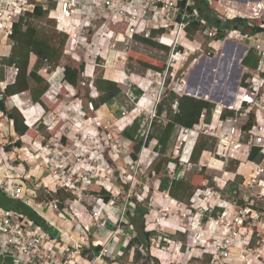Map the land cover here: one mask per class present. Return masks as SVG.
Returning a JSON list of instances; mask_svg holds the SVG:
<instances>
[{"label":"built area","instance_id":"1","mask_svg":"<svg viewBox=\"0 0 264 264\" xmlns=\"http://www.w3.org/2000/svg\"><path fill=\"white\" fill-rule=\"evenodd\" d=\"M33 1L37 3L42 2V0ZM52 1L56 3L54 18L57 24V31L70 35L72 44L74 42L76 43L80 39L78 30L81 28V18L78 12L81 11L82 5L74 3L72 0ZM179 1L180 0H89L91 8L93 7L96 8V11L100 10L104 12L99 18L102 24V31L100 32L101 38L105 35L104 33H107L113 28L125 27V53L131 50L130 47L134 43L133 40L135 36L149 39L153 31L164 32L170 36V50L166 60L167 67L161 74L163 78L162 88H164L167 80H170V77H175L174 69L179 64L182 63L186 65L188 62L189 55L185 51L183 43L179 41L180 35L188 22L192 20L199 21L205 27L209 39L214 41L218 36L221 37L220 44H222V46H225L230 40L240 39L238 30L226 32L202 20L194 10L196 0H182L184 3L182 6L179 5ZM45 2L48 3L49 0H45ZM209 2L211 3V1ZM48 5H44L45 9L48 8ZM218 5L217 9L221 7L220 0ZM33 9L34 4H29L28 0H0V42L2 39L8 38L13 30L14 24L17 23L25 13H31ZM218 12H220L219 14H223L220 15L223 22L230 19H242L248 22L261 21L264 19V3H247L242 10L227 7L224 12L219 10ZM178 18L180 19L177 20ZM239 31L242 30L239 29ZM117 36L114 33L113 40H117ZM156 40L160 44L165 43V38L163 37L158 36ZM98 48V42L87 44L83 57V61L86 64L93 63L95 66H107L111 62L112 57L119 60L123 56V50L117 52L108 48L107 55L110 59L105 60L108 64H99L98 56L95 53ZM256 53L261 58L260 64L256 69V75H252V77L244 75L241 81V86L251 93L252 96L237 101L247 104V108L241 107L237 115H239V117H247L249 123L251 117L250 112L253 111L255 124L250 129L243 130L242 127L238 128L235 125L236 119L234 118L236 117H230L221 124L220 128H213L211 124L205 121V116L202 115L200 124L195 125L191 129H181V132L186 138L193 133H197L205 135L208 138L217 139L220 142L219 145L225 148L224 153L219 152V157L225 161L229 158L228 155L237 153L236 147L239 146V142L236 136L239 134L242 135V139L245 141V144L240 147V149H246L245 152L243 151V154L249 156L254 147L261 148L264 152V114L262 112L264 109V49L260 41H257ZM207 56L210 57L211 54L209 53ZM196 61L197 59L194 58L192 61L194 62L193 65ZM190 69L186 70V72L190 71ZM14 71L13 82L17 74V70L14 69ZM186 72H183V77L179 79L180 82L178 85L176 84L177 87L175 86L180 90L181 95H184L182 92L187 89V84L184 80ZM92 86L94 87V85ZM91 95L93 99L99 96L98 91L97 94L95 93V96L93 94ZM16 97L17 96L12 97L13 102ZM236 103L226 106L222 105V107H226L225 110L232 112L235 111ZM15 107L19 108L18 104L15 103ZM174 109L176 110L177 106H175ZM151 117L150 128L152 127L153 120L156 118V112H154ZM149 134L148 132L146 135L141 136L144 138L145 143ZM54 138L55 136L43 138V141L39 144L41 147L45 148V155L52 152L50 154V156H52L53 152L56 151L51 147ZM6 145L7 144H2L0 142V146L5 147ZM182 146H184L183 141L180 142V149H182ZM145 149L146 147L143 146L139 154L140 160ZM216 155L218 156V152ZM17 161L18 158L15 153L8 154L0 150V193L12 200L20 201L23 205L32 209L43 224L36 225L31 219L0 207V229L3 234L0 243V257L4 261V264H78L79 261L82 264H100L104 262L106 258H110L111 253L109 248L111 244H109V242L104 245L100 244L99 247H101V249L98 254H94L91 257H84L82 241L84 237H89V235L92 236V234L84 229L82 234H80V240H77L49 220L40 209L35 206L34 202L37 200L38 196L37 186L32 183V175L31 173L26 174L24 167L22 174L20 173V170H18L15 165ZM91 161L88 162L79 157L74 163V168L79 169L74 173L66 171L68 167L64 170L56 168L53 174L56 180V190L50 191V189L44 185L46 197L44 202H40V207L42 208L46 202H50L52 203L53 211L61 215L64 210L71 212L72 204H78L79 207H77L79 210L74 213L72 220H70L71 224L79 229L81 227L79 220L80 214L85 213L91 220L88 226L94 227L95 232H101L107 230L105 220L108 225H110L109 215L106 213L107 216H105V218L103 217L101 211L99 212L98 209L95 208L98 205L97 202L92 209L89 207H82V205L78 203L81 198L78 193L87 191L92 192L93 186L96 184L92 176L96 168ZM202 166L204 169L208 167V164L204 163ZM254 173L255 179L253 185H256L255 187L253 186L255 190L254 200L250 201L249 197L245 198L244 205H233L230 200H222L219 198L217 203H208L207 207L202 209H194L193 206H191V211L194 209L199 215L197 221L198 225L205 224L204 227L211 233V237L216 239L214 242L210 240L209 242L207 241L205 245L194 241L191 250L192 253L194 250H196V252L198 251L199 256L194 255L192 258L203 261L201 258L204 259L206 255H210L211 259L208 264H230L232 261L231 251L239 241V244L244 246V262L249 259L246 253H252L255 255L254 260L258 263H264V204L259 205V202H264V159L258 164ZM67 175H70L71 178H68ZM27 182H30V185ZM58 190L72 195L73 198L65 202H60L57 198L50 201V198ZM110 194L112 205L109 207V211L114 208V204L118 200V196L115 195V193L110 192ZM202 196L206 197V193L203 189H198L194 194V197L197 199H203ZM178 203L184 206V203ZM61 206H64V208H61ZM232 208L238 209L237 211L235 210V216L230 219ZM216 209L221 210L217 217L214 216ZM118 221L120 222L119 226H122L124 221L123 217L119 218ZM53 231L56 233L55 235ZM187 231H185V233H187ZM60 238H62L64 242H62ZM254 238L256 240L253 244L252 241ZM61 243L64 244V250L62 252L58 250V246ZM49 245L51 247H49ZM94 246L98 247V245ZM180 247H182L181 241L179 242V248Z\"/></svg>","mask_w":264,"mask_h":264},{"label":"rangeland","instance_id":"2","mask_svg":"<svg viewBox=\"0 0 264 264\" xmlns=\"http://www.w3.org/2000/svg\"><path fill=\"white\" fill-rule=\"evenodd\" d=\"M40 3L44 5L46 4L48 5L49 2L46 3L45 0H42V2ZM92 10L93 12H95L96 8L92 7ZM241 37L244 39L245 46H249L252 44V40H250L249 37H246L244 35H241ZM201 38L203 41H205L202 36L198 37L197 40ZM70 45L71 43H69L68 46L69 48ZM217 45L218 44L216 43L213 44L212 46V48H214V51L216 52L221 47V46L218 47ZM130 48L132 49V51L134 50L133 52L135 54H139L147 58L156 59L158 62L165 61L164 58H161L158 55L159 54L158 52H155L148 45L144 47H141L140 45L139 46L132 45ZM110 49L112 50V48ZM202 53H203L202 55H204L207 53V51ZM33 57L34 56L31 57V62ZM211 58L213 60V57ZM109 59L110 57H108L107 55V60ZM221 60H219V64H221ZM118 61H121V59H119ZM70 63H71V59L65 56L60 64V68H62V70L60 71L61 72L64 71V68ZM89 64L93 65V63H89ZM104 64L107 65L108 63H106L105 61ZM113 64H116V61H114V58L112 57L110 64L103 67H108ZM200 64L201 63H198V65ZM117 65L123 68L125 67L123 66V64L120 63H117L116 66ZM198 65H194L193 67H191L192 69H190V71L193 70L191 76H190V71L186 72L184 78L186 79L187 83H189V79L194 75L195 70L198 69ZM132 67L133 70L139 74H142L144 72L147 73V71L149 72L152 71V69H150L151 71L150 70L146 71V69H143L144 67L139 66L138 64H135ZM153 72L154 73L152 78L154 81V85H152L153 88H151L150 91H148V93L150 95H153L160 88L161 97L158 102L159 104L160 101L164 97H166L167 94L169 93L170 90L167 89V87L172 79L170 80L168 79L164 88H162V84H163V78L161 77L162 72H156L154 70ZM102 73L104 72L102 71V69H100V71L95 75V79L87 80L85 81L86 82L85 84H83L82 86L81 85L78 86L77 98L83 100L84 106H86L87 101L91 99L92 96L91 94H93L94 96L95 93L97 94V89L95 88V86L93 87L92 85H95L94 82L98 78L102 77ZM7 76L9 78V82H11L14 78V69L11 70L10 68H6V77ZM107 77L111 80L121 82L119 85L117 84L122 91L121 94L116 99H114L110 105L100 107V109L98 110L99 112L97 113L96 111L91 109L85 110L84 107V111L85 112L87 111L86 112L87 114L86 113L82 114L81 111L76 114V112H74L73 110L77 106L76 100L74 101L73 98L69 96H62L61 94L63 87H65L63 82L64 76L63 75L61 76V74L59 76L54 75L49 82L50 91L47 97H49L50 101L53 103L58 102L59 106L56 108V110L53 113L45 115L44 118H42L41 113L38 111L39 120L38 123L34 126V129L37 130V127L38 126L40 127L41 124L47 125L45 127L47 128L51 127L52 129V127L55 124H57L60 121H63L64 127L61 128V131L58 134V136H56L52 140L51 147L53 150L56 151L53 152L52 156H50L52 152L47 153V155L44 154L45 148L41 147L39 144L43 141V138H51L53 135H50L51 129L49 131H47L46 129L44 130L42 129L40 134L43 135V138L40 137L36 141L28 140V142H26L25 145L26 147L23 149V151L21 152L15 151V155H17L18 158V161L16 162L15 165L17 166V164H20V162H22L23 163L22 165L26 170V174L29 173L30 170H32L31 175H32L33 184H35L36 186L46 185L50 189V191H54L56 190V180L53 174L56 168L64 170L66 167H68L66 171H68L69 173H74L79 169V168H74V163L79 157L88 162L93 160L91 162H93V165L96 168V170L94 171V174L92 176L96 184L93 186L92 192L87 191L83 193H78L81 197L78 203L82 205V207H87V208L89 207L91 209L92 204H95L97 202V199L102 197L100 196L101 191L99 189H105L104 187H107L108 188L107 192H109L111 186V190H112L111 193H115V195L118 196V200L114 204V208H112L111 211L107 209L106 212L107 215L113 213L112 219H117V223L116 220L115 221L110 220L109 221L110 225H108V223L105 220V223L107 225L106 229L109 230L108 232L110 234L106 239L99 241L103 245L108 242L109 244H111L109 248L111 257L106 258L104 262H101L102 264H117L116 262H114V259L116 260L118 258L114 257V254L111 252V247L112 246L117 247V245H120L119 248H125L131 239L136 238V235L138 234V229L136 226H138L139 228H142L144 226L146 232L152 233V237L150 240V248L152 247V254L154 256L156 255L157 258H160L161 264H208L209 263L207 259L208 255H206L204 259L201 258L203 261L193 258V260L189 262L188 258L194 255L199 256V252L198 251L196 252V250H194V252L191 253L190 256L188 257L186 254L187 251L191 249L194 241L204 245L207 243V241L209 242V240L212 242L216 241V239L211 237V233H209L204 227L205 224H202L200 226L198 225L197 223L198 213L194 209L192 210V213L190 212L191 206L193 205H195L196 209L199 208L202 209L207 207L208 201L205 200L206 197L202 196L204 200V204L202 202L201 206L198 205V203H196L195 201L196 198L194 197L192 202L190 200H187L186 198L184 200L186 202V205L184 204V206L181 205L180 203H177L174 204L175 205L174 207H171L168 201L169 197L165 194H162V198L158 199L157 198L158 193L156 192V189H153L156 187L155 186V183H157L156 180L159 179L162 175L164 176L167 173L166 169H164L161 173H157V172L155 173V168L157 164L160 162L162 156L160 155L158 157L157 154L152 153V155L147 160L145 157L147 151L145 152L144 155L145 159L143 158V161H141L139 158L140 153L138 154V159L135 161H131L130 159H128L127 156L129 154V143L128 142L126 143L122 139L121 136L122 124L120 122V119L123 117L125 113L127 115L129 113L131 114V111L135 108L141 109V112H139V116H138L142 123L141 136L146 135L148 132L151 133L152 132V128H150V122L152 119L151 115L153 114L155 104L157 103L156 99L152 98L148 93L143 100H140V98L137 99L135 97L134 90L135 88L138 87L135 84L131 83L129 80L127 81L126 79H124V82L122 83L120 78L117 76L116 77L107 76ZM53 79H55V81H53ZM216 84L217 85L220 84L217 78L214 79L213 82L214 87L212 91L218 90L217 88H215ZM0 88L3 89L4 86L0 85ZM98 94L100 95L99 92ZM30 97L31 96L29 93L18 96L15 98L14 102L11 99L9 105L11 108H13L15 107V103L18 104L24 114H27L26 110H28V112H30L29 121L31 122V117H32L31 110H35V109L33 108L32 104L29 102ZM211 97L213 98L216 97L214 96V92H213V96ZM200 100L203 99L200 98ZM204 101H208L210 103L215 104V106L218 105L219 107L220 106L222 107V105H224V104L219 105L217 101H216L217 103L213 102L212 100H204ZM148 102L150 106H148ZM147 106H148V110H147ZM222 108L225 109L226 107H222ZM155 112L157 115V108ZM83 116L86 118L85 120L83 119ZM89 117L95 118V120L91 118L92 124L91 123L88 124L87 122L88 121L87 119ZM155 119H157L158 123L162 122L163 124H166L165 114L160 118L158 117ZM155 119L153 121H155ZM220 125H221V120L217 119L213 124V128H220ZM5 130L6 127H3L4 133H6ZM14 135L15 136L10 137L9 139L10 141L8 142L6 141L4 143L7 144L9 142L10 144L15 143L18 140V136L15 133ZM63 138L67 140L66 141L64 140L65 142H63L62 140ZM207 141L208 139L203 138L202 140H200L199 145ZM152 143L153 142H151V144ZM210 144L213 145V142H211ZM149 147H147L146 149L149 150L150 149ZM169 149L170 150L167 152L168 157L172 155L171 146ZM222 149L223 151L225 150L224 148ZM19 157H22L21 159L23 160L21 159L19 160ZM217 160L224 161V159L220 157H218ZM192 167H196L195 165H193V162H192ZM234 169H235V164L233 163L230 164V160L229 163L221 171L212 170V169L208 170V168H204V170L202 171L200 168H194L191 170L190 173L189 172L187 173V177L184 182L191 183L193 182V179L196 178V176H198L200 173H204V176L208 177L204 183V187L202 188L205 191V193H207L208 190H210L211 193H213V191L215 192L218 191L216 194L217 197L214 198L215 200L211 201L213 202V204L217 203L219 198L222 200H233V203L235 202L239 203V201L244 202L245 198H249V197H250V201L254 200L255 190L253 186L255 187L256 185H253V181L255 179V173L251 174V177L247 180L246 187L248 188V191H246L245 193L241 192L239 189V181L242 178L240 179L237 178L236 182L227 186L225 191H223L220 188V186H222L223 181L225 183L227 179L229 180L230 178H232V176L227 172V170L234 171ZM67 177L71 178L70 175H67ZM215 180H217L218 183L215 182ZM27 183L29 184V182ZM42 188L45 189L44 187ZM197 190L198 189H195L194 194ZM94 191H96L97 193L94 194ZM121 191H124L125 194H121ZM43 193L45 194L44 190L41 191V194ZM38 194H40V190L38 191ZM93 194L94 196H92ZM139 197L143 199V201L139 200ZM155 198L158 199L157 203L155 202ZM134 202L136 204L135 206L139 207L140 210H138L139 211L138 213L134 209L130 210V212L132 213L130 214L132 217V221H133V217H135V223L137 225L135 224L136 225L135 226L133 224L134 227H136V229L134 231L128 232L124 224L122 226H119L120 222L118 221V219L123 217L124 220L125 215L127 214L129 215L128 212L129 210L127 206L130 203V206L134 207L133 206ZM34 203L35 206L39 208L40 211L49 220L54 222L58 227L63 229L71 237L80 240L81 237L77 233L79 232L78 228L74 227L69 220H61V221L59 220V217L65 218L66 213H63L62 216L58 215V213H55L51 205L52 203L50 202H46L42 208L40 207V202H38L37 200H35ZM260 204H264V202H259V205ZM237 209L238 208H234L230 210L237 211ZM145 214L147 215L145 216ZM148 214L151 215L152 217L154 215L155 217L152 218L151 216H148ZM91 231L94 235L100 234V232H95L94 227H91ZM178 231H184V232L179 233ZM185 231H187V233H185ZM53 233L54 235L56 234L54 231ZM60 239L62 242H64L62 238ZM85 241H88L89 243H93L92 237L90 235L89 237H84V240L82 241L83 244H85ZM180 241L182 242V251L179 252L178 249H179ZM140 245L141 244L137 243L135 249H137V251H140L142 253L141 254L142 258L145 259L147 258L148 250L147 248H144V246H140ZM49 247L51 246L49 245ZM236 247L237 248L239 247V241L236 243L234 248ZM58 250L60 252L64 250L63 243H61L58 246ZM244 253L245 251L243 250V254L241 256L242 261H243ZM246 254H245L246 256H249V259L245 262V264H249L250 261L254 260L255 255H253L252 253H246ZM143 261L144 260H141V262ZM119 262H121L122 264H126L128 263V259L126 256H124L122 257V260H119ZM78 264H82V263L79 261ZM136 264H141V263H136ZM151 264H156V263L152 261Z\"/></svg>","mask_w":264,"mask_h":264},{"label":"trees","instance_id":"3","mask_svg":"<svg viewBox=\"0 0 264 264\" xmlns=\"http://www.w3.org/2000/svg\"><path fill=\"white\" fill-rule=\"evenodd\" d=\"M209 1H211V3ZM28 3L34 4V9L31 13H25V15L21 17L17 23L14 24L13 30L8 36V38L13 43L11 54L9 57H4L0 61V83L6 81V68H14L17 70L14 82L7 85L4 91L0 90V121L6 119L7 122L10 123L14 133L18 136V140L15 143L10 144L9 142L5 147L0 146V150L3 153L6 152L8 154L15 153V151H23L28 140L36 141L40 137L43 138V135L40 134L42 129H46L48 131L47 127H45L44 124H41L40 127L38 126L37 130L34 129V127L31 126V122L30 124L28 123L26 115L21 110L15 107L11 108L9 104L12 97L23 93H29L31 96V100L36 105L38 111L41 113L42 118H44V116L47 114L53 113L59 106V103H53L47 97V92L50 87L49 82L55 75L56 70L60 67L62 59L65 57V54L68 51L69 43H71L70 35L59 33L56 29L57 24L54 18V9L56 7L55 2L49 0L47 9H45L44 4L37 3L33 0H28ZM218 4L219 0H196L194 10L202 20L212 24L216 28L223 31L227 32L229 30H242L241 28L244 29V21L242 20V22L240 19H230L227 21V23H224L218 10H216ZM179 5H184L182 0L179 1ZM179 19L180 18H178L177 20ZM217 20L219 22H217ZM251 22L254 23L255 21ZM258 30H260L259 27ZM160 33V31H153L149 39L142 38L141 40L150 46L159 47V43H157L158 41L156 39L158 37V34ZM197 34L207 36L203 24H201L199 21L192 20L185 26L184 31L180 35L179 41L183 43L184 39H192ZM220 39V36L214 39L215 42H219L218 47L220 46ZM167 51L169 52V50ZM202 54V52H199L196 57H200ZM32 56L36 57V62L33 67H31ZM260 59L261 58L259 57V55L251 50L248 56L245 58L243 64L246 67L257 69L260 64ZM126 60L127 66L129 65L130 68H133V65L138 64L139 66L144 67L143 69H146V71L152 69L156 72L163 73L167 67L166 61L158 62L156 59L147 58L142 55L135 54L133 51L126 53ZM98 63L103 64L101 59H98ZM193 63L194 62L192 61L188 63L185 66L184 70L190 69ZM85 67L86 64L84 61L82 63L71 61V63L65 67L63 78L65 87H63L61 92L62 96H68L69 88H78L79 85L82 86L84 84L82 77L84 76ZM103 72L104 73H102V77L98 78L94 82V86L100 93V95L96 99H93L91 97V99L87 101V105L84 106L85 110L91 109L96 111L97 113L100 107L110 105L113 100L116 99L122 92L120 87H118L121 82L109 79L105 73L106 71ZM183 72L179 76L178 80L183 77ZM122 74L123 73H119L118 76L123 83L126 77L124 74ZM175 81L173 78L168 84L167 89H169L170 91L157 106L156 118H160L165 114L166 124H163L162 122L158 123L157 119H155V121L152 122V132L149 134L146 143L144 142V138L141 137L142 123L140 118H138L130 128H126L121 134L124 141L128 140L129 154L127 156L131 161H135L138 159V154L141 152L143 146L147 148L150 146L151 142H156L155 152L160 154L162 158L155 168V173H161L167 167L169 168L170 164L172 163H174L172 164L174 165V167H179V158H175L173 160L170 159L167 154L176 128H193L195 125L200 124L201 117L204 112L206 114V121L211 122L212 111L215 109V104L213 103L196 99L187 95H181L180 90L176 88L178 84L175 88L173 87ZM159 90L160 88L153 95H150L149 93L148 94L152 98L156 99ZM148 91L149 90H147V92ZM135 94L137 95L136 98H138V96H140L141 94V91L138 90ZM191 94L194 95V91H191ZM199 95L200 94L198 92L197 96ZM206 99L211 100V96L208 95ZM175 106H177L176 110L174 109ZM241 107L247 108V104L243 102H237L235 111H226L223 115V119H227L228 117H235L237 114H239ZM250 115L251 117L246 127L247 129H250L255 124V116L253 114V111L250 112ZM89 118L95 120V118L93 117ZM63 123V121H60L55 124L50 131V135H53L55 137L58 136L61 128L64 127ZM62 140L63 142H65L67 139L63 138ZM210 147H213V145H211L208 141L198 145L192 154V161L198 163L205 150L209 149ZM146 151L148 150L145 149L141 161H143V158L145 159L144 155ZM21 158L22 157H19V160ZM248 159L249 161L259 164L264 159V152L261 148L254 147L250 155L248 156ZM22 164V162H20V164H17V168L18 170H20L21 174L23 172ZM31 171L32 170H30L29 174L31 173ZM207 178L208 177L204 176V173H200L198 176H196L195 179H193V182L191 183L184 181H174L170 186V178L164 176L161 179V189L169 190L172 197L178 199L179 201H181V203L186 204L184 200L187 198V200L191 201L195 189H202ZM107 191V189H103L100 193V196H102L101 198L104 202L111 203V194L109 192H111L112 190L110 188V191ZM43 194H38V202L45 201L46 194ZM121 194H125V192L121 191ZM2 196L3 202L0 201L1 208L25 216L26 218L34 221L36 225L43 224L41 219L32 209L23 205L20 201L12 200L4 195ZM54 198H57L60 202H65L69 199H72L73 196L58 190L50 198V201ZM239 204L244 205L243 202ZM61 208H64V206H61ZM137 210H140V208L137 207ZM214 216L217 217V214L215 213ZM130 218L132 220V217ZM79 220L82 231L84 230L83 227H87L91 221L90 217L85 213L80 214ZM132 222L134 225L136 224L135 217L133 218V221H131V223ZM123 224L128 225V223L125 221H123ZM136 227L138 229V236L135 239L131 240L127 250L130 251L131 247L139 243L141 244L140 246H144V248H147L148 255L147 258L143 259L141 253L137 251L135 255V264L141 263V260H144L141 264H151L152 261L156 264H161L160 258H157L156 255L154 256L152 254V247L150 248L152 233L146 232L144 226L142 228H139L138 226ZM255 240L256 239L254 238L252 241L253 244L255 243ZM100 249L101 247L96 249L98 253L100 252ZM207 259L209 262L211 256L208 255ZM192 260V258L189 259V262Z\"/></svg>","mask_w":264,"mask_h":264},{"label":"crops","instance_id":"4","mask_svg":"<svg viewBox=\"0 0 264 264\" xmlns=\"http://www.w3.org/2000/svg\"><path fill=\"white\" fill-rule=\"evenodd\" d=\"M72 1L74 3L82 5L81 11L78 12V15L81 18L80 19L81 28L78 30V33H80V39L76 43L74 42L72 44V42H71L70 48L68 47V51L65 54L66 57H69L71 59V61H75L76 63H82L83 57H84V51H85L87 44H93L95 42H98V44H99V48L95 51V53L98 56V59H101L103 63L107 59V54H108L107 49L108 48H112L114 51H117V52H120L123 50V56L121 58V61H118V59H114V61H116V64L117 63L123 64V66H125L124 68L120 67L119 65L116 66V64L110 65L108 67L102 66L103 67L102 68L100 66H95V65H90V64L85 63L86 64L85 72H84V76L82 77L83 83L85 84L86 83L85 81L95 79V75L100 71V69H102V71H106L105 72L106 75L110 76V77H116V76L119 77L118 74L123 73L125 75V77H126L125 79L127 81L129 80L131 83L135 84L138 87V88H135L134 94L138 90L141 91V94H140V96H138L137 99L140 98V100H143L144 97L148 93L147 90L150 91V89L153 88L152 85H154V81H153L152 77H153L154 72H153V70L152 71L150 70L151 72L147 71V73L144 72L142 74H139V73L135 72L133 70V68H130L127 66L126 53L124 52L125 51V49H124L125 48L124 34L126 33L125 27L113 28L110 31H108L107 33H104L105 35H103V38H101L100 32L102 31V29H101L102 24L100 23L99 18H100V15H102L104 12L100 11V10L93 12V10L90 6L89 0H72ZM254 2L264 3V0H220L221 7L219 9H216V10L224 12L227 7L238 8L239 10H242V9H244V6L247 3H254ZM241 21H242V19H241ZM243 21H244L243 22L244 29L241 28L243 31L238 30V36L240 39L230 40L227 42V44L225 46H222V44H220L221 47L219 46L220 48L217 52L214 51V48H212V46H213V44H216V43L218 44L219 42H215V41H212L210 39L208 40L206 35L197 34L192 39H184L183 40V47L185 48V51L189 55L188 62L186 63V65L188 63H190L191 61H193L194 58L197 59L198 57H196V55L199 52L207 51V53L200 56L197 59V61L195 62L194 65H198V63H201V64L198 65V69L195 70L194 75L189 79V83H187L186 79L184 78V80L186 81V84H188V85H187V89L184 90L182 92V94L190 96V97H194L196 99L202 98L203 100H208L204 97H206L207 95L213 96V92H214V96H215V94H218L219 98H218V96L215 98L211 97V100L213 102L217 101L219 105H222V104L231 105V104H229L230 101H233L232 104H234L239 99H243V98H247L249 96H252L251 93H249L247 90H245L241 86V81H242V78L244 75H248L249 77H252V75L255 76L256 75V69L246 67L243 64V62L251 50L256 52L257 41H260L261 46L264 49V31H263L264 30V26H263L264 25V19L261 21H255L254 23L248 22L246 20H243ZM217 22H219V21L217 20ZM226 23H227V21H226ZM258 27L262 31L258 30ZM228 32H230V30ZM114 33L116 34V36L118 35L117 40H113V34ZM241 35L249 37V39L252 40V44L249 46H245L244 39L241 37ZM158 36L165 38L164 44L163 43L160 44L159 42H157V43H159L158 44L159 47H153V46L146 44L145 42H143L141 40L142 37H140V36L134 37L133 45L134 46L140 45L141 47L148 45L155 52L159 53V54L158 53H155V54H158L161 58H164L166 61L167 60V54H168L167 50H170V48H169L170 36L164 32H161L160 34H158ZM200 36H202L205 41H203L202 38L197 40V38ZM12 46H13L12 41L9 38H4L1 40V42H0V60H2V58H4V57L10 56ZM184 48H183V50H184ZM223 48H225V49H223ZM130 51H132V49ZM236 51H237V59L235 61L233 59V57H234V54ZM209 53L211 54L210 57L207 56V54H209ZM211 57H213V60ZM220 59L225 60V62H226V63H224L225 65L219 64ZM35 61H36V57L34 56L32 58L31 66H33ZM214 62H216V65H214ZM186 65L181 63L174 69L175 77H172V78L170 77V79H173V78L176 79V81L174 80L175 82L173 84V87H175L176 84H179L180 80H178V78L182 74L183 71L186 72V70H184ZM10 69L12 70L13 68H10ZM60 70H62V68L59 67L57 69V72L55 73V76H59L60 74H61V76L62 75L64 76V71L61 72ZM192 71H190V76L192 74ZM252 73H254V74H252ZM212 74H213V80H211ZM215 78H217V80L220 82V84L215 85V88L218 89L217 91H212V89L214 87L213 82H214ZM53 81H55V79H53ZM12 82H13V80L11 82H9V78L7 76L6 81L3 83H0V85L4 86V88L3 89L0 88V90L4 91L7 87V85H9ZM77 90H78L77 88H71V89L69 88L68 89V92H69L68 96L73 98L74 101L76 100L77 106L73 109L74 112H76V114H77L81 111L82 114L83 113L85 114L86 112L84 111L83 100L77 98V94H78ZM49 91H50V87H49V90L47 92V96L49 94ZM191 91H194V95L191 94ZM198 92L200 94L199 96H197ZM25 94H27V93H23V94L16 95V96L18 97V96L25 95ZM136 96L137 95L135 94V97ZM29 102L32 104L33 108L35 109V110H31V112H32L31 113L32 114L31 115L32 116L31 117V122H32L31 126L34 127L38 123L39 113H38V109H37L36 105L31 100V97H30ZM148 106H150L149 102H148ZM148 106H147V110H148ZM155 106L157 108L158 103H157V105L155 104ZM17 109L21 110L20 106ZM79 109H81V110H79ZM155 110L156 109L154 107V112H155ZM26 111H27L26 112L27 114H25V115L27 117L28 123L30 124V121H29L30 120V118H29L30 112H28V110H26ZM33 111L36 113H34ZM139 112H141V109L135 108L131 111V114L129 113L127 115L125 113L123 115V117L120 119V122L122 124L121 125V131L122 132L126 128H130L135 123V121L139 118L138 117ZM225 112H226V110L224 108H222L221 106L219 107L217 105V106H215V109L212 111L211 122L206 121L205 112L203 113V115L205 116V121L208 124H211V126L213 127L215 120H217V119L221 120V124L226 120V119H223V115L225 114ZM262 112L264 114V109L262 110ZM235 117H236V118H234V119H236L235 125L238 128L242 127L243 130H246L247 129L246 127L248 125L247 117H239V115H236ZM228 118H230V117H228ZM83 119L85 120L86 118L83 116ZM34 120H37V121H34ZM87 120H88L87 121L88 124L92 122L91 118H88ZM45 126H47V125H45ZM3 127H6V130H5L6 133H4ZM47 129L49 131L51 129V127L47 128ZM181 129H182V127L176 128L174 135L172 137L171 143H170V146L172 148V155L169 156V158L173 159V160L175 158H179V163H180L178 168H176V167H174V165H172L174 163L170 164L169 168L168 167L166 168L167 169L166 171L168 174H165L164 176H167L168 178H170V186L172 185V182H174V181H185V179L187 177V173L188 172L190 173L191 170L194 168H200L203 171L204 169H203L202 165L204 163L208 164V167H207L208 170L212 169V170L221 171L229 163V160H230V164H232V163L235 164L234 171H228L227 170V172L232 176V178H230L229 180L227 179L225 183L223 181L222 186H220V188L223 191H225L227 186L236 182L237 178H239V179L242 178L240 180L241 182L239 181V189L241 192H244V193L246 191H248V188L246 187L247 186V184H246L247 180L251 177V174H253L255 172V169L257 168L258 163L249 161L248 156L243 154V151L245 152L246 149H240L241 145L245 144V141L242 139L241 134L236 136L237 141L239 142V146L236 147L237 153H231L232 155L231 154L228 155L229 158L227 159V161H225V160L219 161V160H217L219 157V152L224 153L225 150L223 151L222 148H224V146L219 145L220 142L217 139L208 138L207 136L205 137V135H201V134H197V133H193L188 138H186L184 136V134L181 132ZM4 134H6V135H4ZM13 136H15V135H14V131H13L10 123H8L6 119L1 120L0 121V142L2 144H7L4 142L10 141L9 140L10 137H13ZM203 138L208 139V142H210V143L213 142V147H210L209 149L205 150V152L203 153L199 162L195 163L192 161V154H193L194 150L196 149V147L199 145L200 140H202ZM181 141L184 142V146H182V149H179ZM125 142L127 143L128 140H125ZM172 142H173V144H172ZM170 146H169V148H170ZM155 147H156V142L154 141L150 145V149L147 151V153L145 155L147 160L152 155V153L157 154L158 157L160 156V154L155 152ZM217 152H218V156L216 155ZM192 162H193V165H195L196 167H192ZM164 176L162 175L159 179L156 180L157 181V183H155L156 187L153 189H156V192L158 193V197H157L158 199L162 198V194L167 195L169 197L168 201H169L170 206L174 207L175 206L174 204H177L178 202H181V201L172 197L170 195L169 190H162L161 189V185H162L161 179ZM237 176H239V177H237ZM215 182H217V180H215ZM42 187H44V185H37V193L39 190H40V194H41L42 190L46 191ZM104 188L108 189L107 187H104ZM110 188H111V186H110ZM99 190L102 191L103 189H99ZM217 192L213 191V193H211L210 190H208V192L206 193L205 200L208 201V203H211V201L215 200L214 198L217 197L216 196ZM96 193L97 192L94 191V194H96ZM94 194L92 196H94ZM2 197L3 196L0 194V201L3 202ZM157 198H155L156 203L158 202ZM193 199H194V195L191 198V202ZM139 200L143 201V199H141L140 197H139ZM195 201L200 206H201L202 202L204 204L203 199H197L196 198ZM230 201L232 202L233 205H236V204L239 205V203L243 202V201H239V203H236V202L233 203V200H230ZM136 202H137V200H136ZM97 203H98V205L95 208L98 209L99 212L101 211L103 217L105 218V216H107L106 215L107 209H109V207L112 205L111 204L112 202L106 203L100 197V201L98 198ZM135 205L136 204L134 202V205H133L134 207L130 206V203L127 206L128 210H129L128 211L129 215L128 214L125 215L124 221L128 223V225H125V228L128 230V232L134 231L136 229L134 227L133 223H131L132 220L130 218L131 217L130 214H132L130 212V210L134 209L137 213L139 212L137 210V206H135ZM93 206H95V204H92V207ZM0 207H1V205H0ZM193 208L194 209L196 208L195 205H193ZM232 209H234V208H232ZM71 210H72L71 212L64 210L62 212L61 216L63 215V213H66L65 218L59 217V220L60 221L61 220H69V221L72 220L74 213L78 212V210H79L77 207V204H72ZM190 212L192 213L191 210H190ZM215 213L218 216L220 214V210L216 209ZM146 215L147 214H145V216ZM148 216H151V215L148 214ZM196 216H197V214H196ZM234 216H235V210L231 211L230 219H232ZM154 217L155 216L153 215L152 218H154ZM108 218H109V221L110 220H113V221L116 220V223H117V219H112L113 218L112 214H109ZM198 219H199V215H198ZM83 229L88 230L92 234V236H91L92 242L94 244L98 245V247H95L93 245V243H89L88 241H85V244H83V242H82L83 256L84 257H91L92 255L98 253L96 249L99 248L100 244H102L99 241L106 239L110 233L108 232L109 230H104V231H101L99 235H94L91 231V226L83 227ZM178 232L182 233L184 231H178ZM77 233H78V235L82 234V227L79 228V232H77ZM137 236H138V234L136 235V237ZM2 238H3V234H2V231L0 229V243L2 241ZM131 240H133V239H131ZM131 240L129 241L128 246L130 245ZM135 246H136V244L130 248V251L127 250V248H128L127 246L125 248H119L120 245H117V247L112 246L111 252L114 254V257L118 258L119 260H122V257L126 256L128 259V263H126V264H135V255L137 253V249H135ZM243 250H244V246L240 245V244H239L238 248L236 247V248L232 249V251H231L232 261L230 264H245V262H243L241 260ZM178 251L179 252L182 251V247H180L178 249ZM138 252H140V251H138ZM191 253H192V250L191 249L188 250L186 253L187 257L190 256ZM0 256H1V249H0ZM192 257L193 256L189 257L188 259H191ZM118 259H116V260L114 259V262H116L117 264H122L121 262H119ZM114 262H112V263H114ZM0 264H4V261L1 259V257H0ZM100 264H102V263H100ZM249 264H264V263L263 262L258 263L256 260H252L249 262Z\"/></svg>","mask_w":264,"mask_h":264},{"label":"bare ground","instance_id":"5","mask_svg":"<svg viewBox=\"0 0 264 264\" xmlns=\"http://www.w3.org/2000/svg\"><path fill=\"white\" fill-rule=\"evenodd\" d=\"M234 56H235V57H233V59L235 58V61H236V59H237V51L235 52ZM220 60H221V59H220ZM224 63H226L225 60H222V61H221V64H224ZM160 93H161V90L158 91V96H157V98H156V102H157V103L159 102L160 97H161V94H160ZM207 96H208V95H207ZM207 96H206V97H207ZM206 97H204V98H206ZM157 103H156V105H157ZM155 109H156V106H155Z\"/></svg>","mask_w":264,"mask_h":264},{"label":"water","instance_id":"6","mask_svg":"<svg viewBox=\"0 0 264 264\" xmlns=\"http://www.w3.org/2000/svg\"><path fill=\"white\" fill-rule=\"evenodd\" d=\"M214 65H216V62H214ZM211 80H213V74H212V76H211ZM238 85V84H237ZM236 90V89H235ZM215 96L217 97L218 96V94H215ZM218 98H219V96H218ZM233 98V97H232ZM232 102L233 101H230V103L229 104H232Z\"/></svg>","mask_w":264,"mask_h":264}]
</instances>
